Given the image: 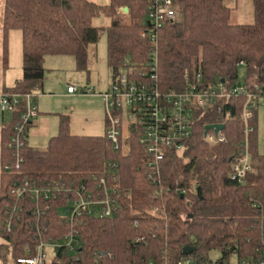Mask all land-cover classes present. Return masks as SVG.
<instances>
[{"label": "trees", "instance_id": "1", "mask_svg": "<svg viewBox=\"0 0 264 264\" xmlns=\"http://www.w3.org/2000/svg\"><path fill=\"white\" fill-rule=\"evenodd\" d=\"M177 1L182 6L181 19L166 22L158 34V73L162 88L183 89L186 71L192 79L201 74L208 84L225 79L234 85L239 83V67L245 66L247 77L242 84L264 97V0H252L254 22L249 24L231 23L232 8L225 0ZM149 5L150 0H110L106 5L94 0H5L2 62L7 67L10 29H20L23 75L14 86L2 90L20 94L21 103L14 113L2 116L0 152L4 158L1 165L8 162L11 154L7 143L18 115L24 110L23 95L43 88L46 56L72 55L77 67L85 69L89 47L106 32L113 73L126 56L144 65L152 46L150 38L142 37ZM124 7L128 8L127 12L122 11ZM100 15L109 18L108 25L94 24ZM244 101L245 97L239 95L225 104L224 109L233 113L232 118L225 120L226 142L214 146L205 142V125L218 121V117L207 114L200 118L185 151L171 153L163 163L160 184L148 179L143 146L137 135L130 140L131 152L123 155L112 148L106 134H72L69 118L63 116L58 134L44 148L27 142L20 168L13 165L10 172H3L1 206H6L3 194L13 180L81 181L91 179L92 175L98 178L108 175L117 163L115 170L120 179L116 187L121 213L109 218L83 216L82 224L77 222L75 226L82 248L73 254L61 248L52 263L177 264L192 258L193 264H237L243 260H264V155L258 151L257 129L251 142L255 172L249 173L243 182L229 177L231 159L243 139ZM252 124L257 128L256 109ZM22 216L25 221L6 234L2 231L3 218L0 220V238L4 240L0 243L1 261L9 250L19 256L25 253L26 242L36 243V232L26 221L33 217L29 211ZM41 220L47 226L45 239L51 236L60 240L70 231L67 219L58 212L56 204ZM186 246H195L196 251L187 255ZM97 249H110L113 256L96 257ZM213 251L220 252V257L212 258Z\"/></svg>", "mask_w": 264, "mask_h": 264}, {"label": "built area", "instance_id": "2", "mask_svg": "<svg viewBox=\"0 0 264 264\" xmlns=\"http://www.w3.org/2000/svg\"><path fill=\"white\" fill-rule=\"evenodd\" d=\"M181 16L182 6L177 0H150L146 30L142 32V37L150 38L152 42L149 60L144 65H139L126 56L113 73L109 88L101 92L107 114L106 137L115 151L128 155L132 150L130 140L134 134L137 135L143 146L142 155L148 169V179L154 184H160L163 163L171 153L185 151L195 123L203 116L211 114L217 116L218 121L208 124L226 125L225 120L232 118L233 113L232 110L224 109L225 104H230L233 96L243 95V139L231 159L229 173L230 179L243 182L249 173L255 172L251 160V142L255 139L256 128L252 119L262 96H258L242 83L229 85L226 81H218L208 84L201 74L192 79L187 71L183 89L164 90L158 73V34L166 22H177ZM255 88L259 89L258 86ZM76 91L75 86H68V92ZM23 96L24 110L18 115L13 126V135L7 143L11 154L8 162L2 165L1 159L4 157L0 152V180L3 172H10L13 165L16 168L22 165V151L28 142V128L39 114L35 102L36 92ZM20 97V94L0 92L1 117L14 113L15 107L21 103ZM205 127L203 139L210 146L226 142L224 129L218 132L211 129L205 133ZM117 166V163L113 164L108 175L99 178L92 175L91 179L81 181L23 178L13 180L11 184L9 182V187L3 194L6 206H1L0 203L2 231L4 234L12 232L14 226L25 221L23 212L29 211L33 219L26 221L36 232V243L32 245L26 242L25 253L19 256L9 250L5 260H0V264H54V257L61 248H66L70 254L75 253L78 248L81 249L75 226L77 222L82 224L83 216L117 217L122 211L118 199L119 189L116 187L120 179V174L115 170ZM1 197L0 193V200ZM54 204L70 226V231L63 234L60 240L51 236L45 239L47 226L41 220ZM253 206L257 207L256 201H253ZM135 224H138L137 221ZM94 255L99 258L112 257L113 252L110 249H97ZM177 264H193V259L186 258ZM237 264H264V260H243Z\"/></svg>", "mask_w": 264, "mask_h": 264}, {"label": "rangeland", "instance_id": "3", "mask_svg": "<svg viewBox=\"0 0 264 264\" xmlns=\"http://www.w3.org/2000/svg\"><path fill=\"white\" fill-rule=\"evenodd\" d=\"M106 5L110 0H94ZM5 0H0V87H12L23 75L22 34L20 29H10L8 34V64L2 67V20ZM232 8L231 23L249 24L254 22V4L252 0H225ZM146 18H144L145 22ZM94 24L106 26L109 18L97 16ZM46 73L43 88L40 91L39 109L42 124L39 131H30V145L44 148L49 139L57 135L63 116L69 118L70 132L80 135H104L107 114L101 92L111 85L113 70L109 66L107 53V33L104 32L96 44L89 47L88 65L85 69L77 67L72 55H47ZM247 77L245 66L238 69V82ZM69 85L76 88L74 96H67ZM37 93V92H36ZM10 118V116H7ZM43 118V119H42ZM257 146L264 155V97L259 98L256 108ZM2 117L0 112V128ZM2 238H0V243ZM220 252L213 251L210 256L220 257ZM235 258V257H234ZM233 258V259H234Z\"/></svg>", "mask_w": 264, "mask_h": 264}, {"label": "crops", "instance_id": "4", "mask_svg": "<svg viewBox=\"0 0 264 264\" xmlns=\"http://www.w3.org/2000/svg\"><path fill=\"white\" fill-rule=\"evenodd\" d=\"M47 58V57H46ZM46 58H45V61H46ZM44 64H45V62H44ZM2 65H3V62H2ZM2 67H5L4 65L2 66ZM17 81V80H16ZM15 85V84H14ZM13 85V86H14ZM5 87V85L3 86V88ZM3 88L2 87H0V92L3 90ZM37 99H36V104H37V106H38V111H39V114H38V117L34 120V122L32 123V125L30 126V129H29V131H28V143L30 144V131H31V129L32 130H36V132L37 131H39V129H40V125L42 124V120L40 119V115H41V112H40V109H39V97H40V91H37ZM74 94L75 93H70V92H68V89H67V93H66V95L67 96H74ZM43 119V118H42ZM73 134H75V133H73ZM55 136V135H54Z\"/></svg>", "mask_w": 264, "mask_h": 264}, {"label": "water", "instance_id": "5", "mask_svg": "<svg viewBox=\"0 0 264 264\" xmlns=\"http://www.w3.org/2000/svg\"><path fill=\"white\" fill-rule=\"evenodd\" d=\"M124 12L128 11L127 7L123 8ZM222 81L224 82L225 79H222ZM226 125L224 123H219V124H208L205 127V133H207L209 130L214 129L215 132H218L220 130L225 129ZM182 197H184V193L181 194ZM193 251H196V247L195 246H186L184 247V253L189 255L190 253H192Z\"/></svg>", "mask_w": 264, "mask_h": 264}]
</instances>
